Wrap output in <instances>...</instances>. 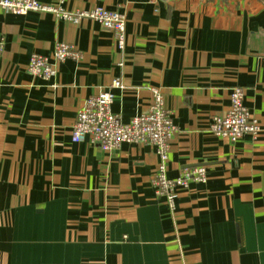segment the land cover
I'll list each match as a JSON object with an SVG mask.
<instances>
[{"label": "crops", "instance_id": "0c3cea01", "mask_svg": "<svg viewBox=\"0 0 264 264\" xmlns=\"http://www.w3.org/2000/svg\"><path fill=\"white\" fill-rule=\"evenodd\" d=\"M39 1L119 12L125 39L90 18L0 7V264H264V131L232 143L209 130L237 88L264 127V0ZM58 45L79 58L55 60ZM34 55L51 59V80L30 74ZM154 90L177 129L168 178L207 174L174 209L155 195V147L72 141L88 99L112 93L129 123Z\"/></svg>", "mask_w": 264, "mask_h": 264}, {"label": "built area", "instance_id": "2783aa9c", "mask_svg": "<svg viewBox=\"0 0 264 264\" xmlns=\"http://www.w3.org/2000/svg\"><path fill=\"white\" fill-rule=\"evenodd\" d=\"M3 10L16 15L29 12L55 13L65 20L90 18L99 22L105 29L113 32L115 39L122 48L126 32V18L116 11L96 8L89 12L69 14L60 7L43 4L39 0H0ZM5 40L0 36V55L4 50ZM54 59L64 62L68 59L77 60L79 52L69 45H58L54 52ZM28 70L31 75L51 80L55 70L51 59L43 55L32 56ZM113 87H121V82L115 80ZM154 103L151 109L144 114L135 116L129 123H123L118 116L112 113L114 95L103 92L88 99L78 112L76 123L72 131L74 143L85 142L91 138L104 152H113L125 143L137 145H151L156 148L160 159V168L154 177V191L158 198H165L170 208L174 209L177 190L187 189L191 183H205L206 169L197 167L184 170L176 179L168 178L169 142L176 133V125L171 112L164 108L163 96L159 90H154ZM229 112L224 116L214 117L209 125L212 134L227 138L232 143L238 142L245 136H257L264 131L256 120L249 114L244 105L243 91L235 89L231 96Z\"/></svg>", "mask_w": 264, "mask_h": 264}, {"label": "water", "instance_id": "95a60500", "mask_svg": "<svg viewBox=\"0 0 264 264\" xmlns=\"http://www.w3.org/2000/svg\"><path fill=\"white\" fill-rule=\"evenodd\" d=\"M165 1H167V0H165Z\"/></svg>", "mask_w": 264, "mask_h": 264}]
</instances>
